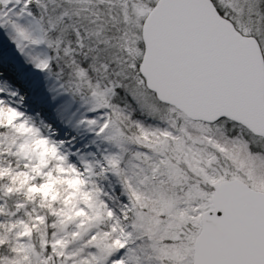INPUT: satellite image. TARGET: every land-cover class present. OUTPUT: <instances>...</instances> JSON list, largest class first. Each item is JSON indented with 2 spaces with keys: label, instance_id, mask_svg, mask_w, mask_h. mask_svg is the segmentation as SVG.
<instances>
[{
  "label": "snow or ice",
  "instance_id": "6c2138e0",
  "mask_svg": "<svg viewBox=\"0 0 264 264\" xmlns=\"http://www.w3.org/2000/svg\"><path fill=\"white\" fill-rule=\"evenodd\" d=\"M0 264H264V0H0Z\"/></svg>",
  "mask_w": 264,
  "mask_h": 264
}]
</instances>
